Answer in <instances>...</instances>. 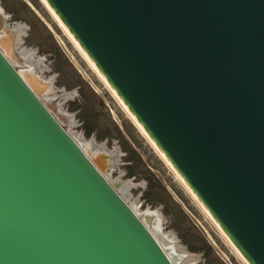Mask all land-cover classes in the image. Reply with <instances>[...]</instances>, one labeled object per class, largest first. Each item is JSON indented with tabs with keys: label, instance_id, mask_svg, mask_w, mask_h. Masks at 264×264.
Returning <instances> with one entry per match:
<instances>
[{
	"label": "water",
	"instance_id": "water-1",
	"mask_svg": "<svg viewBox=\"0 0 264 264\" xmlns=\"http://www.w3.org/2000/svg\"><path fill=\"white\" fill-rule=\"evenodd\" d=\"M42 1L246 261L264 264V0ZM19 28L0 11V264H173L107 180L109 152L64 129L73 94L21 62Z\"/></svg>",
	"mask_w": 264,
	"mask_h": 264
},
{
	"label": "rangeland",
	"instance_id": "rangeland-1",
	"mask_svg": "<svg viewBox=\"0 0 264 264\" xmlns=\"http://www.w3.org/2000/svg\"><path fill=\"white\" fill-rule=\"evenodd\" d=\"M0 8L11 27L22 26L19 50L34 52L30 58H36L43 74L55 80L57 94H73L61 100L63 109L74 116V124H63L64 129L108 152H118V162L107 175L110 181L119 179L129 184V192L122 190L124 185L116 188L125 202H138L141 212L159 211L162 233L175 235L180 252L193 258L185 257V264H245L139 132L42 1L0 0Z\"/></svg>",
	"mask_w": 264,
	"mask_h": 264
},
{
	"label": "bare ground",
	"instance_id": "bare-ground-1",
	"mask_svg": "<svg viewBox=\"0 0 264 264\" xmlns=\"http://www.w3.org/2000/svg\"><path fill=\"white\" fill-rule=\"evenodd\" d=\"M42 1V0H41ZM42 3L45 5V7L49 10L50 14L52 15L53 19L56 21V23L59 25V27L62 29V31L67 35V37L69 38V40L72 42V44L77 48V50L80 52V54L82 55V57L86 60V62L89 64V66L92 68V70L97 74V76L100 78V80L103 82V84L109 89V91L111 92V94L115 97V99L118 101L119 105L123 108L124 112L131 118V120L133 121V123L136 125V127L138 128L139 132L146 138V140L150 143V145H152L153 149L156 150V152L160 155V157L164 160V162L167 164L168 168H170L172 170V172L174 173V175L176 176V178L179 179V181L184 185V187L187 189V191L191 194V196L193 197V200H195V202H197L199 204V206L201 207V209L204 211L205 215L213 222V225H215L219 232H221V234L223 235V237H225V239L227 240V242L231 245L232 249L236 252V254L238 255V257H240L242 259V261L245 264H249L246 259L242 256V254L238 251V249L234 246V244L231 242V240L228 238V236L225 234V232L221 229V227L218 225V223L215 221V219L211 216V214L208 212L207 209H203L202 203L199 201V199L197 198V196L193 193V191L184 183L182 177L178 174L177 170L173 167V165L164 157L162 151L155 145L154 141L151 139V137L148 135V133H146L137 123V121L133 118V114L131 113V111L124 106L122 100L104 83L102 77L99 75L94 63L84 54V51L82 49V47L80 46V44L76 43L69 34L68 29L56 18L55 12L54 10L46 5L43 1ZM1 13L5 14L4 11L0 8ZM18 28V27H16ZM24 33L22 28H19L17 30V48H18V44L21 43V37L22 34ZM28 51L30 53L29 57H31L32 54V50H28V49H18V54L19 57L21 58V62L28 66V67H34L36 69H38L40 72H44V69L42 67L38 68V63L35 62L34 58L32 60V62H27L26 59L24 57H22V52L23 51ZM26 53V52H25ZM34 54V52H33ZM27 57V59L29 58ZM40 61H42L41 59H39ZM44 98H48L47 96H45ZM59 111L61 113L64 112L63 108H59ZM68 120H71L70 124L73 125L74 124V117L70 116ZM70 134V133H69ZM72 136V138L78 142L79 144H81L84 148L88 149L89 152H91L94 156H98L100 153H104L106 152V148H104L103 146H97L92 142H88L85 143V141H83V139L76 135V134H70ZM109 154L111 155L112 159H110L109 161L114 163L118 162V158L120 157L118 155V152L114 151V152H109ZM115 156L117 157V160H115ZM107 180L109 182H111L112 184L116 185L113 181H110L109 176L107 175ZM126 183V182H124ZM131 187L129 186L128 183L124 184V186L122 187V190L125 192H129V189ZM117 189L119 190V188L117 187ZM122 194H125L123 192H121ZM127 194V193H126ZM132 210L138 215V217L142 220V222H144V224L147 226V228L150 230V232L154 235V237H159L161 239L162 242H159V244L161 245V247L163 248V250L165 251V253L167 254V256L170 258V260L172 261L173 264H180L183 263L185 264L183 261L186 260L185 257H190L187 253H181L180 252V248L179 242L176 238L175 235H173L172 233H168V234H163L162 233V218L159 215V211H153L151 212L150 210H147L146 212H141L138 209V202H135L131 205H129ZM166 248H165V247ZM193 259V258H192ZM189 264V263H188ZM194 264V263H193Z\"/></svg>",
	"mask_w": 264,
	"mask_h": 264
},
{
	"label": "flooded vegetation",
	"instance_id": "flooded-vegetation-1",
	"mask_svg": "<svg viewBox=\"0 0 264 264\" xmlns=\"http://www.w3.org/2000/svg\"><path fill=\"white\" fill-rule=\"evenodd\" d=\"M25 52H26V53H25ZM21 54H22V57H24V58L26 59L27 62H28V61H29V62H32V60H33L34 57H33V58H30V57H29L30 53H29L28 51L25 50V51H23ZM27 57H29V58L27 59ZM70 121H71V120H68V124H69V125H71V124H70V123H71ZM83 141H85V140H83ZM85 143H88V142L85 141ZM113 182L118 186V188H120L121 186L124 185V182L120 181L119 179H118L117 181H113ZM120 192H122V191H120ZM163 234H164V233H163ZM180 264H183V263H180Z\"/></svg>",
	"mask_w": 264,
	"mask_h": 264
}]
</instances>
